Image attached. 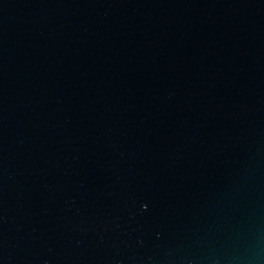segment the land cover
I'll return each instance as SVG.
<instances>
[{
	"label": "water",
	"instance_id": "95a60500",
	"mask_svg": "<svg viewBox=\"0 0 264 264\" xmlns=\"http://www.w3.org/2000/svg\"><path fill=\"white\" fill-rule=\"evenodd\" d=\"M0 264H264V0H0Z\"/></svg>",
	"mask_w": 264,
	"mask_h": 264
}]
</instances>
